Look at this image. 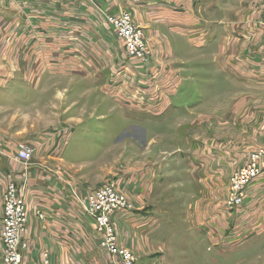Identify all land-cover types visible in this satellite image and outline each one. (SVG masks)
<instances>
[{
	"label": "crops",
	"instance_id": "crops-1",
	"mask_svg": "<svg viewBox=\"0 0 264 264\" xmlns=\"http://www.w3.org/2000/svg\"><path fill=\"white\" fill-rule=\"evenodd\" d=\"M193 1L0 0V233L3 195L8 178L9 181L18 183L29 211V225L23 237L27 249L24 251L22 264L30 262L34 256L39 258V264H43L45 253L49 255L50 264H83L85 260L91 264H109L108 257L95 255L98 250L84 255L83 236L87 235L91 226L94 227V223L83 212L76 196H85L103 183L116 182L128 194L133 209L116 216L115 223L123 219V229L130 231L135 222L141 225L142 220L144 222L152 214L156 215L152 207L155 200L152 190L156 182L163 181L168 176V166L172 168L170 172L175 173L174 170L177 169L182 178L187 177L194 225L207 236L206 241L211 243L218 240L222 229L225 230L220 214L227 213L226 199L229 191L223 200V210L214 208L211 182L218 173L226 174L228 167L231 170L235 167L233 162L226 163L228 146H216L208 141L210 116L209 112L201 111L207 101L203 99L197 106L189 107V102H184L186 95L180 92L185 83L173 80L175 77L170 71H167L166 77L164 75L161 78L160 71L154 69V74L149 79L130 81L132 70L124 63L125 44L119 39L113 25L101 17L124 10L131 12L135 22L143 27L146 38L155 50L154 55L174 57L182 46L194 52V45L198 44L197 48L202 49L200 47L205 46V40L210 39L208 29L200 27V24H204V19L195 18L193 14ZM55 15H58V21L53 18ZM53 31L61 32L64 38L74 37L77 43L75 48L68 47L66 42L58 43L64 44L60 47L53 46L50 43L56 38ZM235 35L233 32L228 39L234 40ZM83 39H88L89 43L83 46L82 42L79 47L78 42ZM182 39L193 48L188 47ZM36 41H43V47L40 48ZM20 42H26V46L19 47ZM117 44L122 47L121 54L116 51L121 52ZM224 49L221 47L219 52L222 53ZM53 55L59 58V63L50 61L49 58ZM116 55L123 61L118 63L120 60H117L115 64ZM33 56L36 58L28 63L27 57L34 58ZM56 69L62 76H76L73 83L69 84L75 87V96H68L65 101H61L65 105L70 101V106L63 111V115L66 113L65 120L59 115L57 121L36 128L32 117L38 115L39 110L32 109V106L47 101V98L36 94L34 98L20 97L18 89L36 93L27 87V83L37 81L38 84L45 72ZM5 83H10L16 93L6 94L7 90L3 88ZM221 94L218 92L208 103L226 108L224 105L230 97L227 91L224 96ZM230 96L232 98L231 94ZM9 97L13 98L9 101ZM85 98L92 100L84 103V100H88ZM242 102V99L238 100L235 109H242L239 106ZM115 104L124 111V120L132 117L135 121L117 134L113 145L102 148L105 154L93 159H79L81 152L94 147L90 146L92 140L80 138L77 146H70L77 128L86 122L88 113L93 118L98 111L100 114L96 117L102 118L107 111L114 109ZM178 104L183 106L179 108ZM210 105L208 104V109ZM4 115H7V119H4ZM175 116L191 118V129L199 131L194 135L192 143L186 146V156L182 149L176 150L175 146V151H172L169 147L152 143V137L163 132L158 129L172 126ZM37 120L45 122V117L40 115ZM205 124H208V128H205ZM150 129L154 131L151 132ZM199 134L202 135V140L198 139ZM81 135L88 137L84 130ZM125 137L140 141V163L132 165V168L124 165L122 169L116 170L112 154L116 144L123 142ZM21 144L30 147L34 153L43 152L42 161L39 162L42 167L27 166L25 169L23 166L18 170L15 155ZM125 147L130 150L131 144L128 143ZM153 147L154 151L161 153L158 156L160 162L168 160L173 154L175 157L162 165L155 160L158 164L154 162L153 170L150 164H146L147 152ZM252 150L250 147L232 150L238 160L242 159L240 167L248 159V156H245L247 159L243 157L244 152L249 154ZM110 159L113 161L110 162ZM56 164L57 175L54 172ZM213 198L221 199V194H213ZM37 210L44 213V219L39 218ZM238 215L240 218L238 217L235 229L238 233L252 228L253 219L262 221L264 218V175L250 185L246 203ZM121 238L127 245L126 239L123 236Z\"/></svg>",
	"mask_w": 264,
	"mask_h": 264
},
{
	"label": "rangeland",
	"instance_id": "rangeland-1",
	"mask_svg": "<svg viewBox=\"0 0 264 264\" xmlns=\"http://www.w3.org/2000/svg\"><path fill=\"white\" fill-rule=\"evenodd\" d=\"M168 1L170 0H162L163 3H168ZM193 7L195 18H203L205 21L204 24H200V27L205 30L208 29L211 33L210 39L205 40V46L200 47L202 49L197 48L198 44L194 45L196 47L193 48V46H189L187 41L184 42L182 39L188 47L193 48L194 52L186 50V46H182L180 52L177 51L174 57L154 55L145 64L137 60H127L126 54L125 58H122L126 61L124 63H127L129 69L132 70L130 81L147 80L154 74V69L160 71L161 78L164 75L166 77L167 71H170L169 73H173L175 77L173 80H180L185 83L181 86L180 92L186 95L184 102H189V107L191 105L197 106L198 102L203 99L207 101L204 110L201 108V111L209 112L208 115L210 116V132L209 136L205 137L216 146H228L226 163L233 162L235 167L232 170L228 167L226 174L223 172L218 173L211 182L212 204L214 208L217 207L223 210V200L230 188L231 175L242 165L240 164L242 159L238 160V156L232 150L240 147L242 149L248 147L255 149L264 146V0H194ZM129 13L131 14V12ZM101 17H104L106 21L108 20L104 15ZM53 18L59 20L58 15ZM132 18L135 22L133 16ZM135 24L144 31L143 27L138 25L137 22ZM69 31L73 33L72 30ZM233 32L236 34L235 39L229 40L228 38ZM53 33H56L54 35L56 38L50 42L53 46L60 47L64 44L59 45L58 43L66 42L68 47L75 48L77 43L74 37L64 38V34L59 31H53ZM119 39L121 42L123 41L121 38ZM146 40L152 52L155 53L149 39L146 38ZM36 42L40 44V48L43 47V41ZM82 42L85 46L88 39L79 40V47ZM25 43L20 42L19 47L26 46ZM117 45L121 48V52L120 50L116 51L121 54L123 52L122 47L119 44ZM221 47L225 48L222 53L219 52ZM119 57L116 55L115 64H117V60H120L118 63L123 61ZM35 58L27 57V62L32 63ZM49 59L52 63L54 61L59 63L57 56L53 55ZM56 70L45 72L38 84L37 81L27 83V87L33 89L36 93H32L30 90L18 89L17 93L20 97L34 98L36 94L47 98V101L32 106V109L39 110L38 115L32 117L36 128H42L44 125L48 126L46 124L48 122L57 121L59 115H62L61 118L65 120L66 113L63 115V111L65 107L70 106V101L66 105L61 101H65L68 96L72 98L75 96V87L73 85L69 86V84L73 83L76 76L74 74H64L62 76ZM229 85L231 86L229 87ZM3 88L7 90L6 94L16 93L10 83H5ZM225 91L228 92L227 95L230 97L228 103L224 105L226 108L208 103L214 99V95L218 92L224 96ZM11 98L13 97L8 98L9 101ZM85 99L88 100H84V103L92 100L91 98ZM240 99L243 100L242 104L239 105L242 106V109H235L237 107L235 104ZM208 104L210 105L209 109ZM177 106L181 108L183 105L178 104ZM34 112L36 113V110ZM123 112L115 104L114 109L107 111L105 117H96L100 114L98 111L94 113L93 118L90 117V113L87 114L86 122L77 128L70 146H77V141L80 138L82 140H92L90 146L94 148H88L81 152L79 159H93L105 154L102 148L113 145L117 134L124 131L135 121L132 117L129 120H124ZM40 115L45 117V122L37 120ZM4 116V119H7V115ZM172 123V126L158 129L163 132L155 134L152 137V143L169 147L172 151H175L173 150L175 147H177L176 150L180 148L186 156L188 152L186 146L192 143L194 135L199 131L191 129L193 120L187 116H175ZM205 128H208V124H205ZM82 130L87 131V138L81 135ZM150 130L152 132L153 129ZM125 138L123 142L120 141V144H116L112 154L116 170L122 169L124 165H130L132 168V165L137 166L140 163V155H142V151L138 147L140 141L135 138ZM198 139L202 140L201 134H199ZM128 143L131 144L130 150L125 147ZM154 150L153 147L150 152H147L146 161V164H150L153 170H155V163L162 165V163L171 161L175 157V154H173L168 160L160 162L158 156L161 153ZM42 156L43 152H33L28 166L36 168L40 165L42 167L39 163L42 161ZM245 156H248L246 152L243 154L244 158H246ZM111 161L113 159H110ZM16 163H18V170H21L24 164L19 161ZM57 169L56 164L54 171L56 175ZM170 169H172L171 166H168L166 169L168 171L166 175L168 176L163 181L156 182L152 190L155 197L152 207H154L156 215L152 214L151 218H146L144 222L142 220L141 225L135 222L134 225H131L132 229L130 231L123 229V219L117 221V230L126 239L127 245L134 251L136 264H264V218L262 221L253 219V222H251L252 228L250 227L248 231L238 233L235 229L240 216H236L226 206L227 213L220 214L225 230L222 229L220 236L217 238L218 240L208 243L206 241L207 236L197 230V226L194 225V217L190 209L192 200L189 194L191 193L187 189L186 183L187 177L182 178L177 173V169L174 170L177 174L173 171L170 172ZM7 181L9 182L8 178ZM121 192L128 197V194L124 191L121 190ZM213 194H221V199L214 200ZM128 199L130 200L129 197ZM249 221H251V217ZM82 241L84 255L98 250L95 255L108 257L109 264H112L109 254L98 247V235L93 226H91V229L89 228L87 235L83 236ZM86 245L88 247H85ZM2 252L0 241V264H3ZM26 264H39V258L34 256V259ZM83 264L91 263L85 260Z\"/></svg>",
	"mask_w": 264,
	"mask_h": 264
},
{
	"label": "built area",
	"instance_id": "built-area-1",
	"mask_svg": "<svg viewBox=\"0 0 264 264\" xmlns=\"http://www.w3.org/2000/svg\"><path fill=\"white\" fill-rule=\"evenodd\" d=\"M118 36L123 40L127 60L148 63L154 56L142 28L137 26L128 11L107 16ZM33 156V150L21 145L15 159L24 164L25 169ZM264 175V146H259L248 154L247 162L237 169L230 178V188L226 206L237 214L243 209L248 189L251 184ZM83 212L91 217L98 235V247L107 252L112 264H136L134 251L127 246L117 230L115 217L129 212L133 204L121 192L114 181L103 183L90 190L85 196H76ZM40 219L43 212L37 210ZM29 225L28 205L21 193L18 183L10 180L3 195V212L1 216V246L3 264H22L27 244L23 241ZM43 264H50L45 253Z\"/></svg>",
	"mask_w": 264,
	"mask_h": 264
}]
</instances>
